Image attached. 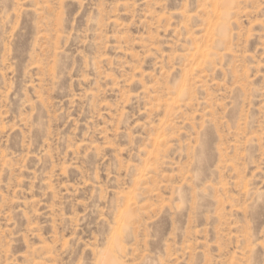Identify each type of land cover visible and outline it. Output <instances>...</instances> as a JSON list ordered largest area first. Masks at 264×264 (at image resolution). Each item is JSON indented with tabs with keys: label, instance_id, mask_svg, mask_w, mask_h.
Segmentation results:
<instances>
[{
	"label": "rangeland",
	"instance_id": "374dc122",
	"mask_svg": "<svg viewBox=\"0 0 264 264\" xmlns=\"http://www.w3.org/2000/svg\"><path fill=\"white\" fill-rule=\"evenodd\" d=\"M0 264H264V0H0Z\"/></svg>",
	"mask_w": 264,
	"mask_h": 264
},
{
	"label": "bare ground",
	"instance_id": "6f19581e",
	"mask_svg": "<svg viewBox=\"0 0 264 264\" xmlns=\"http://www.w3.org/2000/svg\"><path fill=\"white\" fill-rule=\"evenodd\" d=\"M228 5H229V3H228ZM227 6V5H226ZM221 31V30H220ZM222 32V31H221ZM223 33V32H222ZM196 52H198V51H196ZM201 53V52H200Z\"/></svg>",
	"mask_w": 264,
	"mask_h": 264
}]
</instances>
